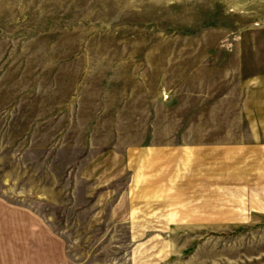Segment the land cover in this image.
<instances>
[{"label": "rangeland", "instance_id": "rangeland-1", "mask_svg": "<svg viewBox=\"0 0 264 264\" xmlns=\"http://www.w3.org/2000/svg\"><path fill=\"white\" fill-rule=\"evenodd\" d=\"M263 157L264 0H0V198L66 264H264Z\"/></svg>", "mask_w": 264, "mask_h": 264}, {"label": "crops", "instance_id": "crops-1", "mask_svg": "<svg viewBox=\"0 0 264 264\" xmlns=\"http://www.w3.org/2000/svg\"><path fill=\"white\" fill-rule=\"evenodd\" d=\"M66 263L65 242L48 222L0 198V264Z\"/></svg>", "mask_w": 264, "mask_h": 264}]
</instances>
